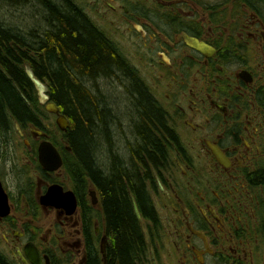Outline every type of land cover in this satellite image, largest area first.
Segmentation results:
<instances>
[{
  "label": "flooded vegetation",
  "instance_id": "obj_1",
  "mask_svg": "<svg viewBox=\"0 0 264 264\" xmlns=\"http://www.w3.org/2000/svg\"><path fill=\"white\" fill-rule=\"evenodd\" d=\"M68 1L84 8L157 113L147 128L162 160L140 174L149 216L126 186L141 218L132 208L146 264H264V56H251L256 46L264 54V17L257 12L264 4L242 0L252 18L243 13L242 21L219 25L217 9L202 0ZM185 36L215 51L203 55ZM26 63L29 84L22 87L0 63V186L8 207L0 199V264H91L94 254L107 264L103 193L89 175L76 188L55 145L73 155L57 126L62 113L43 111ZM2 78L22 108L5 102ZM40 80L55 104L47 78ZM43 142L57 150L59 168L40 163ZM55 185L61 194L45 203Z\"/></svg>",
  "mask_w": 264,
  "mask_h": 264
},
{
  "label": "trees",
  "instance_id": "obj_2",
  "mask_svg": "<svg viewBox=\"0 0 264 264\" xmlns=\"http://www.w3.org/2000/svg\"><path fill=\"white\" fill-rule=\"evenodd\" d=\"M257 1L264 4V0ZM0 4L37 8L36 28L13 29L0 22V63L9 74L19 76L20 87L29 84L24 62L40 79L47 78L50 99L69 122L66 132L60 133L73 155L55 142L66 154L65 167L76 188L83 187L89 175L103 193L110 238L107 264H146L144 236L126 186L132 188L141 215L149 216L153 209L145 203L140 174L141 169L148 170V162L162 160L161 144L147 128L157 113L96 26L87 20L83 7L68 0H0ZM109 87L116 88L114 93L103 92ZM1 88L12 110L23 107L3 78ZM119 88L123 97L115 103L113 94ZM114 129L118 139H113ZM90 263L99 264L97 254Z\"/></svg>",
  "mask_w": 264,
  "mask_h": 264
},
{
  "label": "rangeland",
  "instance_id": "obj_3",
  "mask_svg": "<svg viewBox=\"0 0 264 264\" xmlns=\"http://www.w3.org/2000/svg\"><path fill=\"white\" fill-rule=\"evenodd\" d=\"M202 1L204 3H208L209 5L213 4L214 7L217 9L218 17H217L216 23L219 25L220 24L233 25L234 23H237L238 19H241L240 21H242L244 19L243 13H245L248 18H252L248 15L247 12L241 9L240 2L242 0H231V1L230 0H202ZM229 4L231 5V8ZM36 9L37 8H35V11ZM35 11L29 10L27 9V7L10 8V6L8 7L3 4H0V22H3V24L13 29H24V30L28 29L29 30L31 28H36L35 24L38 19V16L35 15L37 14L35 13ZM257 12L259 13L258 15L259 17H261V14L264 17V10L261 7L257 6ZM251 51H252L251 53L252 60L254 62H260L263 60L264 54L260 46L254 47ZM229 68L232 71L236 70L235 65H232ZM101 82H109V80H102ZM109 89L108 91L104 89L103 92L114 93V91L116 90V88L114 87H109ZM122 90H123L122 88H119L117 91V94L116 95L113 94V96L115 97L113 101L115 103L116 102L119 103L121 100V97H123ZM112 109L115 111V108H112ZM112 134H113V139H118V136L116 135V129H114V132H112Z\"/></svg>",
  "mask_w": 264,
  "mask_h": 264
},
{
  "label": "water",
  "instance_id": "obj_4",
  "mask_svg": "<svg viewBox=\"0 0 264 264\" xmlns=\"http://www.w3.org/2000/svg\"><path fill=\"white\" fill-rule=\"evenodd\" d=\"M185 41H186L188 46H190L191 48L195 49L196 51L202 53L203 55L208 56L215 51L213 47H211L210 45H208L205 42L200 41L196 38L185 36ZM26 72H27L29 78L33 81V83L37 87L38 93L41 97V101L44 102L45 100H47V96L44 94V91L46 90L45 86L42 84V82L39 79L34 77L33 72L29 67L26 68ZM245 74H247L246 71L242 72L240 74V76H243ZM46 108H47V110L52 111L54 113H56L58 111L56 105L53 103H48ZM57 125L59 126L60 129L65 130L68 123L63 116H59L57 119ZM213 152L215 153L217 158L220 161H222V158L220 156L221 155L220 152L218 150H214V149H213ZM39 160H40V163L42 164V166L46 169H49V170H55V169L59 168L61 165V159H60V156H59L57 150L49 142H43L40 145V147H39ZM61 191H62V189L60 186H57V185L51 186L49 188L47 195L44 196V202L48 203V204H53V202L57 196V193L61 194ZM69 194H71V193H69ZM5 197L6 196L4 195V193L1 189V186H0V199L4 200L3 201L4 207L7 210L8 207L6 206ZM133 210L135 212L136 217L138 219H141L135 203H133Z\"/></svg>",
  "mask_w": 264,
  "mask_h": 264
},
{
  "label": "bare ground",
  "instance_id": "obj_5",
  "mask_svg": "<svg viewBox=\"0 0 264 264\" xmlns=\"http://www.w3.org/2000/svg\"><path fill=\"white\" fill-rule=\"evenodd\" d=\"M234 47V46H233ZM132 206V205H131ZM133 208V207H132Z\"/></svg>",
  "mask_w": 264,
  "mask_h": 264
}]
</instances>
